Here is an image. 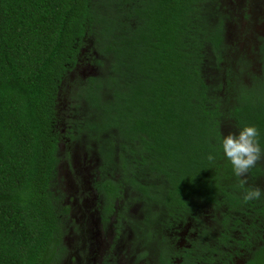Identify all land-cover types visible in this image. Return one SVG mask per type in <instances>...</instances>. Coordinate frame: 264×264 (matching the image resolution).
<instances>
[{
	"label": "trees",
	"instance_id": "trees-1",
	"mask_svg": "<svg viewBox=\"0 0 264 264\" xmlns=\"http://www.w3.org/2000/svg\"><path fill=\"white\" fill-rule=\"evenodd\" d=\"M223 18L219 0H0V264H51L63 247L59 118L106 161L117 148L105 195L130 188L152 212L213 203L264 215V193L244 202L252 184L239 187L222 148L232 125L264 143L263 97L229 85ZM86 64L97 72L83 78ZM247 264H264V249Z\"/></svg>",
	"mask_w": 264,
	"mask_h": 264
},
{
	"label": "flooded vegetation",
	"instance_id": "flooded-vegetation-1",
	"mask_svg": "<svg viewBox=\"0 0 264 264\" xmlns=\"http://www.w3.org/2000/svg\"><path fill=\"white\" fill-rule=\"evenodd\" d=\"M219 3L224 15V65L230 70L229 85L232 89L244 86L264 99V0ZM252 24L257 25L256 32L249 31ZM234 79L243 85L233 84ZM59 119L57 173L68 212L62 229L63 247L52 251L51 264H247L264 249V227L257 222L256 227H250L246 219L260 220L264 215L253 210L216 211L211 203L201 210L195 206L191 211L152 212L130 188L119 196L105 195L101 183L117 176L121 166L117 148L112 147L106 161L85 137L80 142L72 140V132L65 130L68 118ZM228 128L238 134L234 125ZM259 145L264 150V143ZM255 167L263 174L247 178V183L264 193V160ZM229 217H237L246 228ZM213 247L225 249L228 257L216 255L214 261L206 252Z\"/></svg>",
	"mask_w": 264,
	"mask_h": 264
},
{
	"label": "clouds",
	"instance_id": "clouds-1",
	"mask_svg": "<svg viewBox=\"0 0 264 264\" xmlns=\"http://www.w3.org/2000/svg\"><path fill=\"white\" fill-rule=\"evenodd\" d=\"M259 131L255 126H245L238 134L229 133L223 136L222 148L226 158L230 161L234 175L239 177V187L244 188L247 184V174L250 168L264 160V150L258 141ZM209 160L214 157L210 154ZM262 195L259 187L245 190L244 202L258 200Z\"/></svg>",
	"mask_w": 264,
	"mask_h": 264
},
{
	"label": "rangeland",
	"instance_id": "rangeland-1",
	"mask_svg": "<svg viewBox=\"0 0 264 264\" xmlns=\"http://www.w3.org/2000/svg\"><path fill=\"white\" fill-rule=\"evenodd\" d=\"M253 11H256V10H253ZM257 28V25L254 26V24H252L250 27H249V31L250 32H256L255 29ZM79 74H84L86 76H89V75H94L97 71L96 69L93 67V66H90L89 64H86V65H82L80 68H79ZM74 78V76H73ZM71 82H72V79H71ZM70 82V83H71ZM70 83L66 86V89H65V92H64V96L62 97V103H61V106L63 107L64 105H66L68 102V95L72 89V86H69ZM61 177L63 178V170L61 172ZM60 177V179H61ZM62 180V179H61Z\"/></svg>",
	"mask_w": 264,
	"mask_h": 264
}]
</instances>
